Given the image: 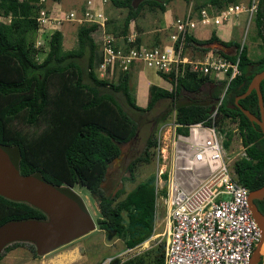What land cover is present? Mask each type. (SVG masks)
Segmentation results:
<instances>
[{"label": "trees", "instance_id": "1", "mask_svg": "<svg viewBox=\"0 0 264 264\" xmlns=\"http://www.w3.org/2000/svg\"><path fill=\"white\" fill-rule=\"evenodd\" d=\"M109 1L116 8L126 9L120 28L110 31L114 36H119L125 34L129 22L136 18L144 6L162 12L169 0H137L134 4V0ZM210 2L216 4L218 0ZM222 2L225 5L234 0ZM39 8L37 0H0V17L7 19L0 21V144L18 148L20 174L38 172L43 180L55 186L66 184L84 187L97 201L100 214L96 220L98 228L106 234L113 232L121 236L124 247H131L152 234L155 177L151 175L136 183L121 198L119 196L124 192L122 189H117L113 195L103 192L101 182L108 164L119 155V144L129 141L136 130L135 122L121 108L113 94L120 93L127 106L136 112L148 111L158 100L168 99L169 109L165 113L173 111L177 123L187 124L206 119L213 106L212 101L219 100L226 84L216 118L218 123L227 117L236 121L244 156L233 162V170L242 185L247 184L248 177L264 181V136L258 126L250 122L233 104L234 97L246 89L252 75L264 69V36L261 34L264 0H256L253 17L255 33L261 38L262 53L257 59H250L245 47L236 42L219 41L212 35L202 40L186 35L185 51L188 48L201 52L211 51L229 61L237 59V74L228 81L226 78L215 81L208 75L185 68L175 83L170 76L159 74L169 80L171 87L167 90L149 85L144 107L135 104L129 91L127 72H120L114 82L96 75L95 67L100 60V53L99 45L91 35L97 28L95 24L77 26L73 48H62V35L56 29L48 35L46 51L35 48L34 36H28L30 33L35 34V17ZM193 8L197 9L198 6L194 5ZM136 42H140L139 36ZM212 42H218L223 48L234 47L236 52L228 53L208 47ZM237 48H240L238 52ZM38 55H42L39 61L36 59ZM82 57H85L84 69L79 61ZM84 73L87 81L83 80ZM52 79L58 82L54 101H51L49 95ZM259 91L264 109V79L259 83ZM182 93L200 94L203 99L187 98L181 101L179 97ZM237 102L256 117L259 116L254 90ZM50 104L54 109L50 108L49 116ZM45 117L50 118L45 142L40 145L45 157L34 160L28 155L24 142L10 135L8 124L15 118H22L25 124L35 126ZM152 144L153 134H150L145 140L142 153L126 164L129 179L133 178V170L138 162L148 161ZM28 218L46 217L42 211L25 202L0 196V224ZM18 244L21 242L4 246L0 257L2 252ZM29 249L35 254L32 243ZM142 253L124 260L113 257L106 264H142ZM162 254L161 243L153 247L148 264H162Z\"/></svg>", "mask_w": 264, "mask_h": 264}, {"label": "built area", "instance_id": "2", "mask_svg": "<svg viewBox=\"0 0 264 264\" xmlns=\"http://www.w3.org/2000/svg\"><path fill=\"white\" fill-rule=\"evenodd\" d=\"M108 2L84 0L81 9L52 15L48 0H37V29L63 21L95 24L100 31V60L95 67L98 77H117L138 63L170 76L174 83L185 68L201 75L222 74L227 81L237 74V59L229 61L217 54H206L198 60L186 54L185 36L192 35L198 25L216 26L242 11L249 20L256 7V0H251L248 7L230 2L217 11L207 6L189 8L168 23L163 44L147 45L136 42L135 31L119 36L106 31L104 6ZM40 44L39 38L34 37L33 46L38 48ZM220 98L202 121L177 123L172 113L155 125L149 150L155 184L159 185V189L155 187L154 215L160 200L166 215L164 228L161 233L126 247L120 260L151 248L156 244L155 238L162 236V264H248L261 233L247 207L246 188L233 170L235 160L229 159L224 148L225 132L218 127L216 118ZM231 120L223 119L225 123Z\"/></svg>", "mask_w": 264, "mask_h": 264}, {"label": "rangeland", "instance_id": "3", "mask_svg": "<svg viewBox=\"0 0 264 264\" xmlns=\"http://www.w3.org/2000/svg\"><path fill=\"white\" fill-rule=\"evenodd\" d=\"M237 1H239L237 3H239L240 6L248 7L251 0ZM136 2L137 0H134L133 4ZM49 3L50 1L48 0V6ZM125 13V8H119L115 10V14L113 15V17L115 18L113 21H116V24L113 23V27L112 25L109 26L110 29L120 28L121 21ZM160 14L161 13L158 9L154 7L148 8L144 6L138 13L139 20L135 23L131 22L129 24L130 27H127L126 29V32L134 30L137 33H146L144 34V36H146V38L149 37L148 40H150L154 35H165L166 32H164V30H157V28H159L158 26H160ZM253 17L254 11L251 13L249 20H247V18H244L242 19L241 23L239 22L240 26L238 22H235V18L232 17L225 24H219L214 26L213 28H218L222 25L229 27L232 30L234 41L236 40V42H238L240 46H244L248 57L252 60H255L261 55L262 51L260 48L261 38H259L255 33ZM6 20V18L0 17V21ZM58 25L47 26L52 27L51 29L36 28L35 34L30 33L28 37L34 36L39 38L41 44L38 48L46 51V41L48 35ZM70 27L72 28V30H70L71 28H67L66 30V27L63 29L65 32L62 45L63 49L73 48V46L75 45V28L73 25ZM263 29L264 28L262 27L261 34L264 36ZM206 34V32L200 31L199 29L194 30V35L198 39L203 38L204 36H206ZM239 49L240 48H237V52ZM225 51L228 53L236 52L234 47H228L225 49ZM185 53L198 60L203 59L206 54L215 55V53L211 51L201 52L199 50L191 48L186 49ZM41 57L42 55H38L36 59L39 61ZM79 61L84 69L85 57H82ZM208 76L215 81L224 80L222 74H210ZM147 77L150 79L152 78L149 77L148 74ZM116 78V76H112L111 78L107 77V80L114 82ZM83 80L87 81L85 73L83 75ZM225 85L222 88L221 94ZM57 87L58 82L56 81V79H52V83L49 88L51 101L55 100ZM131 87L132 84L129 83V91L133 97L134 92L131 90ZM113 96L120 104L121 108L127 113L128 116H130V118L133 119L136 124L134 136L129 141L119 144V155L108 164L104 179L101 182V188L105 194L113 195L117 189H122L124 192L120 194L119 198H121L127 191L132 189L136 183L145 180L151 175L155 177V170L151 161V157H149L147 162L140 161L136 164L133 170L132 179H129L125 167L130 160L134 159L142 153L146 138L150 134H153L155 125L158 123L155 120H160L161 118H163V120L168 119V117H170L174 112L168 111L167 113H165V111L169 109L168 99L158 100L148 111L136 112L131 110L127 106L124 98L120 93H114ZM187 98L203 99L200 94L182 93L179 97V100L185 101L187 100ZM215 103L216 100H213L212 105H214ZM50 108L54 109V106L50 104L49 116L51 112ZM49 119L48 117L41 118L35 126L25 124L22 118H15L8 124L10 135L24 142V146L28 155L34 160L37 158L44 159L45 157V155H42V148L40 147V145L43 143V141L45 142L44 138L49 128ZM218 127L221 131L225 132L224 148L229 159L231 161H234L242 157L243 149L240 145L236 121L234 119H232L229 123L220 121ZM61 186L70 187L73 191L78 193V195L82 198V201L84 202V205L86 206V209L88 210V213L90 214V217L95 224V228L92 231L87 232L85 235L74 238L68 243L60 245L45 254H36V252L35 254H33L29 249V244L31 243L27 241H20L21 244L8 248L6 251L2 252V255L0 257V264H106L113 257H123L121 253H123L122 251H124L126 247H124L122 237L112 234L110 238H107V234L98 228L96 220L100 217V214L98 212L96 199L90 196L84 187H78L76 185L68 186L66 184H62ZM154 186L159 189V185L155 184V179ZM122 216L124 219H126L125 214H123ZM165 217L166 215L164 207L161 204V201L158 200L156 214L153 218V230L151 235H156L157 233L162 232L164 228ZM160 237L162 236H158L157 238H155L154 241H156V244L154 246L148 248L147 251L145 250V252L141 254L143 255L142 264H148V258L149 256H151L153 247L161 245V241L159 240ZM147 252L148 255H146Z\"/></svg>", "mask_w": 264, "mask_h": 264}, {"label": "water", "instance_id": "4", "mask_svg": "<svg viewBox=\"0 0 264 264\" xmlns=\"http://www.w3.org/2000/svg\"><path fill=\"white\" fill-rule=\"evenodd\" d=\"M212 46L218 48L220 44L215 43ZM262 79H264V69L252 75L246 89L234 97L233 104L250 122L258 126L264 136V109L259 91V83ZM251 90L256 93L258 117L237 102ZM224 91L225 89L222 95ZM18 160L19 150L16 146L0 144V196L12 201L25 202L42 211L46 218L8 220L0 224V253L4 246L12 242L27 241L34 245L36 254H45L95 228L78 193L70 187L55 186L46 182L38 172L20 174ZM257 193H264V185ZM251 215L260 229L258 244L260 245L264 241V224L255 215ZM261 220H264V217H261ZM112 234L113 232L107 233V238ZM257 248L258 246L252 252L248 264H255L257 261ZM262 264H264V252Z\"/></svg>", "mask_w": 264, "mask_h": 264}, {"label": "crops", "instance_id": "5", "mask_svg": "<svg viewBox=\"0 0 264 264\" xmlns=\"http://www.w3.org/2000/svg\"><path fill=\"white\" fill-rule=\"evenodd\" d=\"M50 1V0H49ZM83 1L84 0H57V1H50L48 8L50 9V11L52 12L51 14H55V15H59L61 14V12L64 11H68L71 8L72 9H81L83 8ZM239 1L234 0V2L231 3H237ZM241 2V1H240ZM194 5H197L198 8L202 7V6H207L209 7V9L211 11H217L218 9L222 8L224 6V2H222V0H218V2L216 4H212L210 2V0H169L165 5H164V11L160 12V26H158L159 28H157V30H164L165 35H159V36H152L150 40L149 37L146 38V36H144V34L146 33H137V36H139L140 42L145 43L147 45H161L165 42L166 37H167V26L168 23L171 21V19H173L174 17H178V16H182L184 15L187 10L189 8L196 10L193 8ZM226 5V4H225ZM220 7V8H219ZM218 8V9H217ZM119 8H116L114 6L111 5L110 1L108 2V4H106L104 6V13L107 17V25L105 26V29L107 32H110L112 29H110L109 26L112 25L113 27V23L116 24V21H113L115 17H113V15L115 14V10H117ZM140 12V11H139ZM235 18V22H240L242 21V19L247 18V14L245 13V11L240 12ZM139 20L138 14L136 16V18H134L133 20H131L129 22V24L131 22L135 23L136 21ZM228 21V20H227ZM227 21L222 22L221 24H225ZM72 22H61L56 28H54L53 30H59L61 35H62V44L63 45V40H64V28L66 27L70 29V26H74L75 30L77 28V26H79V24L76 23H72ZM239 23V26H240ZM128 24V28L130 27V25ZM158 24V25H159ZM70 25V26H69ZM77 25V26H75ZM214 26H208V27H200L199 25L196 27V29H199L200 31H204L206 32V36H204L202 39H207L209 36H214L216 37L219 41H225V42H229V41H233L236 42V40L234 41L233 39V35H232V30L229 27H226L225 25H222L218 28H213ZM255 27V26H254ZM50 29L52 27H49ZM109 29V30H108ZM52 30V31H53ZM72 30V28L70 29ZM74 30V33H75ZM195 30V29H194ZM194 30L192 31V37L196 38L194 35ZM134 31V30H132ZM131 31L125 32L129 33ZM93 39L95 40V42L99 45V35H100V31L98 28H96V30H94V32L91 34ZM148 36V35H147ZM198 39V38H196ZM218 43V42H212L209 43L207 46L210 48H214L212 45ZM238 43V42H236ZM65 49V48H64ZM70 49V48H67ZM218 49H222L224 52L225 49H223L221 46L218 47ZM98 51H99V46H98ZM128 74V85L129 83L132 84L131 90L134 92V101L135 104L140 106V107H144L146 105L147 102V90L149 85L153 84L156 85L158 87H161L163 89H170V82L169 80H166L164 78H162L161 76H159V74L155 73L153 70L145 68L143 66H141L140 64L136 63L130 66L129 70L127 71ZM147 74L149 75V77H152L151 79L147 77ZM153 230V229H152Z\"/></svg>", "mask_w": 264, "mask_h": 264}, {"label": "flooded vegetation", "instance_id": "6", "mask_svg": "<svg viewBox=\"0 0 264 264\" xmlns=\"http://www.w3.org/2000/svg\"><path fill=\"white\" fill-rule=\"evenodd\" d=\"M262 27L264 28V24ZM263 185H264V181L261 182L258 179L255 180L252 177H248L247 184L244 185V187L246 188V191H247V207L250 213L255 215L259 219V221L264 224V220H261V217H264V193L263 194L257 193L258 190ZM263 244H264V241H262L260 245H258V248L256 251L258 254V258L255 264H262Z\"/></svg>", "mask_w": 264, "mask_h": 264}, {"label": "bare ground", "instance_id": "7", "mask_svg": "<svg viewBox=\"0 0 264 264\" xmlns=\"http://www.w3.org/2000/svg\"><path fill=\"white\" fill-rule=\"evenodd\" d=\"M262 252H264V244H263ZM61 263H62V262H61Z\"/></svg>", "mask_w": 264, "mask_h": 264}]
</instances>
